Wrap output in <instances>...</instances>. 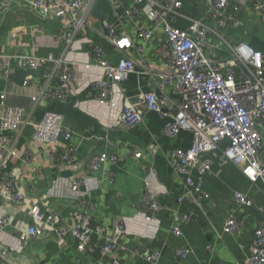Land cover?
Masks as SVG:
<instances>
[{
	"label": "crops",
	"instance_id": "obj_1",
	"mask_svg": "<svg viewBox=\"0 0 264 264\" xmlns=\"http://www.w3.org/2000/svg\"><path fill=\"white\" fill-rule=\"evenodd\" d=\"M27 1L2 0L0 12L7 11L0 18V54L41 57L52 54L65 62L74 60L68 66L76 77L75 82L69 83L72 95L63 99L42 96L31 117L37 123L46 112L63 116L64 126L73 133L71 146L76 147L73 163L76 169L58 161L67 145L62 137L52 157L46 152V144L34 139V128L27 127L21 133L13 154L5 161V167L0 168V190L2 182L9 178L21 196L20 202L9 195L0 196V219L8 221V225L0 228V250L8 249L7 257L0 264H247L253 231L264 223V191L260 182L253 184L234 162L219 161L227 143L222 142L217 149L199 155L201 160L211 162L210 169L200 176V187L209 196L199 200L193 193L194 186H186L169 165L173 151L188 149L192 139L191 133L185 130L175 136L163 132L165 122L177 111L179 92L171 87L156 90L163 116L156 111H146L142 120L132 127L122 120V95L133 98L139 92L155 90L150 72L166 69L160 51L165 40L162 28L154 26L142 13L126 16L128 0H122L123 3L96 0L92 10L100 2L103 19L91 12L93 27L79 32L75 36L78 41L71 48L66 41H60L58 35L72 13L53 11L41 16L26 7ZM180 1L182 17L177 18L176 26L187 28L190 19H206L204 0ZM234 1L237 7L223 12L225 24L222 27H218L215 19L208 18L207 23L226 41L244 42L264 52V23L253 7L254 2L264 3V0ZM102 21L113 24L122 36L133 37L143 28L151 30V38L141 41L143 56L134 49L114 48L99 31ZM234 21H238V25ZM217 38L214 34L208 37L209 54L215 58L227 57L223 41ZM87 40L103 50V59L115 64L121 58H130L136 65L135 73L112 88L110 98L113 97L115 106L101 104L91 85L101 71L88 56ZM61 69L62 65L56 66L54 62H47L36 70H24L14 64L6 76L5 67L0 64V94H4L8 104L30 108L33 94L42 88L59 86L57 72ZM25 78H30L33 87L22 85ZM135 151L141 154L140 158H134ZM101 152L116 155V163L99 162L89 172L86 168L89 158ZM24 153L34 158L31 165L22 162ZM75 173L84 174L87 179L80 188L88 191L84 205L72 190ZM191 177L195 184L199 181L197 172L192 171ZM146 184L161 206L152 220L146 218L142 209ZM235 192L246 194L252 200L251 205L236 202ZM35 204L57 216L58 221H44L41 235H29L21 245L19 235L34 224L29 212ZM84 207L89 208L92 229V250L86 253L79 252L78 241L69 232ZM229 213L242 223V228L224 234L222 226ZM184 214H190L188 221L181 220ZM117 224H122L124 233L117 238L114 249L105 252L106 235H111ZM177 224L181 229L179 235L173 232ZM57 229L64 230L63 237L56 235ZM181 248L187 251L183 257L177 255Z\"/></svg>",
	"mask_w": 264,
	"mask_h": 264
},
{
	"label": "built area",
	"instance_id": "obj_2",
	"mask_svg": "<svg viewBox=\"0 0 264 264\" xmlns=\"http://www.w3.org/2000/svg\"><path fill=\"white\" fill-rule=\"evenodd\" d=\"M96 0H28V7L32 11H39L40 15H47L53 11H68L71 18L60 30L58 39L66 41L72 48L76 45L75 36L86 28H92L94 18L91 15L92 3ZM121 2L122 0H114ZM127 1V0H126ZM125 15L142 13L154 26H160L165 33V40L160 46L166 69L150 72L156 84L155 90L139 92L133 98L122 95V120L128 127L140 122L146 111H156L162 116L161 100L156 90L171 87L179 92L181 99L177 103V111L168 119L163 132L167 136H175L182 130L192 135L188 149H175L169 160L173 171L183 178L186 186H194L193 193L199 200H206L208 193L200 187V176L210 169V160H201L199 155L215 150L222 142L227 144L222 151L220 162L230 160L254 184L260 182L264 191V52L258 51L244 42L230 43L219 34V31L207 23V19H215L218 27L225 21L223 12L229 8H236L234 0H204L207 6L206 19H190L187 28L175 25L177 18L182 17L180 0H128ZM123 3V2H121ZM254 9L259 19L264 23V3L254 2ZM3 8L0 0V10ZM238 25V21H234ZM40 29V28H39ZM102 37L118 50H132L143 56L142 42L152 36L149 29H139L133 37L122 36L115 26L102 21L100 29ZM210 34L222 40L228 52L227 57L215 58L208 52V37ZM89 44L88 56L100 68L99 77L91 81L101 104L115 106L113 97L110 98L112 88L126 80L130 74L136 72V65L130 58H121L113 64L103 59V50L87 40ZM47 62L62 65L58 70L60 84L55 88H42L30 98V108L6 103L4 94H0L3 112L0 113V168L5 167V161L13 154V148L18 137L27 128H34V139L46 144L47 154L54 156L55 145L62 137L67 142L63 154L58 161L76 169V147L71 146L72 131L65 127L64 118L57 113L46 112L39 122H34L31 112L42 96L63 99L72 95L69 83L75 82L76 77L69 70L74 60L65 62L62 58H55L52 54L46 57L34 54L1 53L0 64L5 67L4 74L8 76L14 64L24 70H36L45 66ZM24 87H33L30 78L22 82ZM51 143L50 144H47ZM134 158H140L139 152H134ZM24 164L31 165L34 158L27 153L21 155ZM114 154L101 152L89 158L87 170L91 172L99 162L116 163ZM199 175L195 184L191 172ZM88 172V173H89ZM84 174L75 173L72 176V190L84 205L87 189L80 190L86 184ZM142 209L147 219L152 220L161 210L155 194L146 184ZM9 195L16 202L21 196L15 191L13 181L6 178L2 182L0 196ZM234 199L241 205H251L252 200L244 193L235 192ZM261 210V209H260ZM262 211V210H261ZM30 216L34 220L26 232L19 235L21 245L26 243L29 235L39 236L42 233L44 221L55 223L57 216L45 212L40 204L30 208ZM190 214H184L182 221H188ZM89 208L71 224L69 232L77 239L79 252L92 250L91 226ZM8 225V221L0 219V228ZM242 223L232 214H227L222 231L231 234L240 231ZM111 235H106L105 252H111L117 244V238L124 233L122 224L113 228ZM175 235L181 233L180 226L173 227ZM64 230H56L58 237L64 236ZM254 240L247 258V264H264V223L254 231ZM186 249H179L177 255L183 257ZM8 249L0 250V261L5 259ZM152 255L151 257H153ZM112 264H117L116 262Z\"/></svg>",
	"mask_w": 264,
	"mask_h": 264
},
{
	"label": "water",
	"instance_id": "obj_3",
	"mask_svg": "<svg viewBox=\"0 0 264 264\" xmlns=\"http://www.w3.org/2000/svg\"><path fill=\"white\" fill-rule=\"evenodd\" d=\"M99 6H100V2H97L96 5H95V7H94V9L92 10V15L95 16V17H97L98 19L102 20L104 16L101 14L100 9H99ZM26 7L30 10V8L28 7V4L27 3H26ZM6 11H7V9L3 10V12H0V18L3 16L4 13H6ZM32 12H35L36 14H39V11L38 10L32 11Z\"/></svg>",
	"mask_w": 264,
	"mask_h": 264
}]
</instances>
